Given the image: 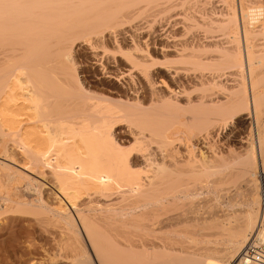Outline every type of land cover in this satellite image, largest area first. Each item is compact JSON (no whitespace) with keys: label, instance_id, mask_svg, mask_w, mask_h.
<instances>
[{"label":"bare ground","instance_id":"1","mask_svg":"<svg viewBox=\"0 0 264 264\" xmlns=\"http://www.w3.org/2000/svg\"><path fill=\"white\" fill-rule=\"evenodd\" d=\"M163 1L0 0V216L29 215L56 233L50 264H242L249 235L264 229V56L253 55L232 14L221 25L237 44L216 64L185 54L169 63L226 70L242 84L185 107L183 88L152 79L148 47L125 38L139 14ZM80 47L96 77L109 80L101 89L80 66ZM173 70L165 73L175 82ZM250 111L256 138L243 141L245 154L213 152L206 133L243 116L237 123L250 127ZM42 176L66 203H46ZM242 182L249 199L241 204L232 193ZM236 204L238 216L223 209Z\"/></svg>","mask_w":264,"mask_h":264},{"label":"rangeland","instance_id":"2","mask_svg":"<svg viewBox=\"0 0 264 264\" xmlns=\"http://www.w3.org/2000/svg\"><path fill=\"white\" fill-rule=\"evenodd\" d=\"M170 1L171 0L168 1L169 4L168 2L166 3L163 1L157 4L155 7H151V10H147L148 13L146 12L145 15L142 14L143 18L140 17L141 15L139 14V19H135V23H133L134 17L130 18L129 20L132 21L131 19H133L132 23L136 26V28H138V30L134 27V29H136L133 30L135 35L134 32H130V30L129 35H127L128 33L125 35L126 40H128V38L131 39L132 37H129L131 35L139 37L141 39L140 41L143 48H146V46L148 47L147 50L149 53L148 55L151 57L150 60L151 62L155 63L154 66L149 68V73L155 82L165 83L164 86L156 84L154 89L159 91V93L157 92L159 95H163L165 97L168 95L169 97L170 94H167V91L163 87H166L167 89L170 88L171 90H175L178 93L183 88V93L186 92V94L184 93V98H181L180 102L185 107H188V105L193 103L194 105H190H193L192 108H196L198 103L199 105L203 102L206 104L210 100L215 99L218 101L221 97L226 98L228 93L234 91L239 85L242 84L243 80L240 76H238V74L233 73V76H229L225 70L215 72L218 75V77H216V74L212 72L213 70L199 71L198 69L195 70L194 67L190 66V64H186L184 67L182 64H170L169 62L171 61L172 63L173 59L177 58L179 55L181 56L185 54L186 56H183L185 59H189L190 57H198L203 64H216L218 60H220L218 56L220 57L225 52V47H230V45H233V43L230 42L229 34L226 33L227 30L223 28L224 26L222 27V25H224L223 23H226L227 19L229 20L230 18H233L234 20L236 18L235 21H238L239 24L241 23L242 26L243 24L246 26L248 30L249 41L253 45V55L258 57L264 56V0H238L239 2L237 0H232V2H230V0ZM240 13H242V16H240ZM244 13L252 14L247 19H243ZM232 14H234L235 18ZM160 15H164L162 16L163 18ZM240 19H242L241 21L244 22L242 23ZM133 24H131L132 27H129L133 28ZM125 26H127V24H125ZM240 35L241 34L238 33L239 46L242 45V38ZM236 44L237 43L234 42L233 46L235 47ZM80 48V54H78V60L79 62H82H80V66L84 64L82 65L83 69L88 72L90 79L95 83L94 85L98 89H101L103 85L109 83V80L106 79L105 81L103 77H96L98 72L95 71L96 69H91L85 49L83 47ZM161 49L162 52L160 51ZM168 65L170 66L168 67ZM116 66L120 67L121 65L114 63L113 61L109 63V67L111 68ZM175 68H177L178 73L173 70ZM180 68H183L184 70H181ZM171 69L176 73L175 82L174 79L171 81L169 78H167L169 77V74L167 76L165 73L172 72ZM173 74L174 73H172V76L174 77L175 75ZM227 75L229 78L226 77ZM261 76L264 79V60H262ZM219 78L220 80H218ZM200 81L202 82L203 86ZM173 82L174 84H172ZM262 87L264 88V81ZM182 90L180 92H182ZM215 92L216 95H214L216 97L213 95ZM143 96L145 97V95ZM211 96L213 99H211ZM144 97L142 103L148 102L149 99H147V95L145 97L146 99ZM186 102L187 105H185ZM248 117L251 119L250 127H247V125L243 126L242 123H237L238 120L240 121L243 118H246V116H243L234 120L233 122L228 123L226 129L214 131L216 128H212L214 129V133H216L215 135L213 132H210L211 130L209 131L210 133H206L207 135L205 136H208V142L207 140L206 142L208 145L210 144L211 146H214H212V149L214 150L213 152L220 153L224 157H228L229 153H233L235 157L244 155L246 152V146L243 144V141H246V139L250 136L253 140L256 138L254 117L251 111L249 112ZM218 149H220V151ZM13 150V148H9V151H12L11 153H13ZM15 158H17V161L20 160L17 156ZM259 170L260 169H258V171ZM40 178L41 179L38 180H44L43 183L45 186L43 187L42 193H44L43 197L48 205L55 207L60 203H66L55 191L56 189L50 183V178H48V176H42ZM246 186L247 185L245 183L239 184L237 190L232 193L236 197L235 198L233 196L234 200H240L239 202L241 203L243 200L245 202L247 199H249ZM60 199L61 202L59 203ZM261 205L262 204H260V206ZM223 209L228 211V213L234 217L238 216L242 211L240 205L237 204L232 207H224ZM20 215L21 214H5L0 216V264H50L51 261L57 259L55 256L57 253H59V249L57 248H60V246L58 245L59 242L56 243L55 241L57 240L56 233L51 234L52 231H50V233L40 224L35 223V220L31 216ZM50 236H53V240ZM62 251H60V253Z\"/></svg>","mask_w":264,"mask_h":264},{"label":"built area","instance_id":"3","mask_svg":"<svg viewBox=\"0 0 264 264\" xmlns=\"http://www.w3.org/2000/svg\"><path fill=\"white\" fill-rule=\"evenodd\" d=\"M257 181L264 201V172H259ZM242 264H264V229L258 227L253 231L245 243L239 256Z\"/></svg>","mask_w":264,"mask_h":264}]
</instances>
